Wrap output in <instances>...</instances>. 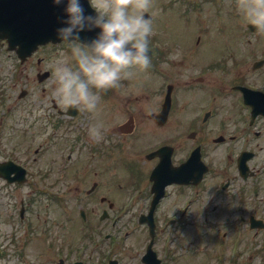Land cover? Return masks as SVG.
I'll list each match as a JSON object with an SVG mask.
<instances>
[{
    "label": "flooded vegetation",
    "instance_id": "af4514ba",
    "mask_svg": "<svg viewBox=\"0 0 264 264\" xmlns=\"http://www.w3.org/2000/svg\"><path fill=\"white\" fill-rule=\"evenodd\" d=\"M247 52L242 56L248 57ZM255 60L261 67L245 65L243 69L255 76L241 83L264 92V46L255 51ZM226 90L210 77L195 78L194 111L202 113L191 119L178 112L173 118L172 104L162 124L154 118L160 103L143 118L128 112L120 121L111 116V104L101 109L115 123L104 132V139H91L87 130L79 139L78 171L65 165L63 154L57 170L51 161L34 168L32 182L20 199L23 214L20 209L18 214L26 225L22 231L31 237L43 224L40 233L49 239L47 264H102L92 260L104 253H109L107 264H154L155 257L161 264H182V255L190 260L186 255L194 254V249L183 250V238L190 232L207 240L208 244H199L208 263L264 264V115L250 119V108L243 105L249 118L229 117L232 103L226 96L239 99L241 93L233 87L227 94ZM106 91V97L116 94ZM51 107L61 117L80 114L79 108H57L55 102ZM50 122L33 118L26 126L31 140L38 124ZM60 126L49 124V138L34 143V153H42L33 163L54 142L64 150V143L55 139ZM193 150L200 156L182 176L178 167ZM71 154L72 149L68 160ZM242 154L249 156L244 173L238 167ZM164 166L166 170H161ZM180 178L185 181L179 182ZM79 236L80 251L75 247L72 251V238ZM126 248L130 259L120 263L114 254Z\"/></svg>",
    "mask_w": 264,
    "mask_h": 264
},
{
    "label": "rangeland",
    "instance_id": "374dc122",
    "mask_svg": "<svg viewBox=\"0 0 264 264\" xmlns=\"http://www.w3.org/2000/svg\"><path fill=\"white\" fill-rule=\"evenodd\" d=\"M167 1L169 0H151V7L146 11L152 18L154 27L150 44L161 51V63L158 65L157 71L138 72L136 78L124 80L120 89H108L113 91V93L116 92V94L111 97L109 93L106 100L104 98L106 91H103L101 93L102 102L97 112L87 114L88 112L84 111L74 119L65 117L66 122L57 129L61 132H58V136L55 138L58 142L64 143L67 141V139L63 138L66 132L65 127L70 133L74 130L78 133L79 128L88 131L91 124H101L104 132L108 131L109 127L115 123L113 118L108 121L111 114L101 109L110 108L111 104L113 107L112 115H115L119 121L127 118L128 112H137V117L143 118L148 111L153 109L156 95L149 97L148 94H141L139 88L159 87L164 79L165 82L168 79L172 80L179 86L178 93L182 96L183 102L185 104L188 103V111L183 110L182 114L183 116H192L195 112L193 104L191 105L194 90L184 91L183 83L190 81L194 78V75L200 73L199 65L203 61L206 63L209 60L225 58L228 60L229 65H233V68L230 69L232 73L229 72L225 76V79L231 80L235 73L239 75V69H234V66L235 64H240V59L244 58L241 51L252 48V42L248 43L247 40L264 38V33L256 36L249 32L246 27L247 24L238 14L236 0H175L174 4L171 5L172 8L170 5L167 6ZM195 3L199 4L195 5ZM216 3H219V5H216ZM221 26H223L222 32L220 31ZM197 36H199L201 42L194 49V45L197 44L195 42ZM220 44H223V47L219 46ZM228 46H231L228 50L233 51V54L227 53L226 48ZM64 53L65 48L63 45H48L41 47L32 57L21 64L14 53L8 51L5 45H0V93H2V103L0 99V105L3 104L0 106V117L5 118L3 121L0 119V125H2L3 129L0 132V144L4 155L15 152L18 159L26 156L31 157L32 152H25L26 148L45 135L48 128H43V131H41L39 124L37 126L38 130L34 132V141L31 140L30 134L27 133L29 130L26 131V126L31 124L30 121L34 117L33 112L37 113L40 118L44 117L41 114L45 111L36 107L42 104L50 107L51 100L54 99L49 88L52 73L49 78L42 82L37 81L36 73L42 70H50V62ZM37 58H42V61L38 63ZM165 68V72L161 73V70ZM164 74H167L166 78ZM246 76L250 78L249 74ZM208 77L220 79L223 74L220 70H213L206 76V78ZM23 88L27 89L28 94L24 98H19L18 94ZM50 111L51 109L47 110L49 113ZM229 111L228 115L230 117L236 113L235 109ZM86 114L90 116L89 121L85 117ZM50 125L52 128V122H50ZM25 133L27 134L23 136ZM45 137L49 138L48 135ZM18 140L21 142H18ZM64 152L66 151L62 150L59 143L54 142V146H48L47 151L41 155L39 161L31 165L34 168L46 167L51 161V165L57 170V165ZM78 160L79 155L75 153L69 168H72L74 162L77 163ZM70 180H72V177ZM71 182L73 183L74 181ZM3 187L4 185H2L0 178V245L5 244L9 248L10 255L8 259L0 260V264H36L38 261L41 264L45 263V261L49 260L50 254L48 252L49 239L40 233L43 224L38 226V231L36 230L34 237L25 235L20 230L10 233L14 219L6 222L4 218L6 213L10 211V209L7 210V202L15 203L16 196L11 197L10 195L9 198ZM23 191H26L25 187L18 189L16 192L22 195ZM35 225H37V222ZM72 240L73 245H78L81 241L80 236L79 238L73 237ZM200 242L201 244L203 242L208 244L200 233L197 235L194 232H190L183 238V250L194 249V254L186 255L189 258L191 257L188 261H185V255H182V264L188 262L193 264H211L205 259L206 254L198 250L201 245L198 246ZM23 247H25L23 259L21 262L15 263L14 249H22ZM207 248L210 249L209 246ZM118 252L124 257V260L129 261L130 250L126 248L117 250L115 253Z\"/></svg>",
    "mask_w": 264,
    "mask_h": 264
},
{
    "label": "clouds",
    "instance_id": "9594fccd",
    "mask_svg": "<svg viewBox=\"0 0 264 264\" xmlns=\"http://www.w3.org/2000/svg\"><path fill=\"white\" fill-rule=\"evenodd\" d=\"M51 3L60 6L55 36L65 48L49 65L51 95L63 107L95 113L103 91L120 89L124 80L151 66L154 27L152 18L144 15L151 0H87L91 12L84 0ZM236 8L246 24L264 33V0H236ZM93 29V36L81 38L82 32ZM88 132L97 142L104 139L101 124H91Z\"/></svg>",
    "mask_w": 264,
    "mask_h": 264
},
{
    "label": "water",
    "instance_id": "95a60500",
    "mask_svg": "<svg viewBox=\"0 0 264 264\" xmlns=\"http://www.w3.org/2000/svg\"><path fill=\"white\" fill-rule=\"evenodd\" d=\"M84 3L87 11V0ZM58 15H62L60 6L53 5L51 0H4L0 2V38L6 37L9 48H15L24 60L37 43L58 39L55 36ZM91 36L81 33L84 39Z\"/></svg>",
    "mask_w": 264,
    "mask_h": 264
}]
</instances>
